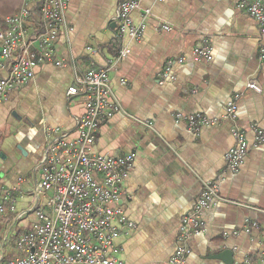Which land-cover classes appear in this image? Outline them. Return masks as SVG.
I'll return each instance as SVG.
<instances>
[{
    "label": "crops",
    "instance_id": "crops-1",
    "mask_svg": "<svg viewBox=\"0 0 264 264\" xmlns=\"http://www.w3.org/2000/svg\"><path fill=\"white\" fill-rule=\"evenodd\" d=\"M120 1L68 0L66 19L72 32L62 33L57 44L64 65L40 66L29 85L0 104V183L22 191L18 208H27L28 195L41 177L37 168L46 129L60 128L75 138L76 120L84 112L82 99L67 96L75 82L72 61L79 75L99 70L113 57L110 48L117 52L128 46L129 56L110 73L113 92L127 115L116 114L103 123L95 144L101 154L135 155L123 184L124 207L136 223L118 241L125 264H170L181 219L195 206L203 182L216 184L228 203L218 202L205 212L204 231L187 242V263L259 264L264 252V146H255L253 127L264 131L260 26L240 11V0H142L133 22L139 25L147 10L151 16L142 40L133 42L119 35L117 24L112 27ZM206 42L213 47L212 60L195 62L193 51ZM168 62H173V79L163 80ZM251 82L262 93L250 90ZM232 101L237 119L225 121ZM179 113H202L222 122L195 132L176 121ZM234 126L246 133L249 145L237 173L228 170L225 160L235 146ZM29 223L17 225L16 232ZM4 228L0 224V233ZM224 251L232 253L231 260L212 258Z\"/></svg>",
    "mask_w": 264,
    "mask_h": 264
},
{
    "label": "built area",
    "instance_id": "built-area-1",
    "mask_svg": "<svg viewBox=\"0 0 264 264\" xmlns=\"http://www.w3.org/2000/svg\"><path fill=\"white\" fill-rule=\"evenodd\" d=\"M141 1L121 0L117 9L118 33L133 42L142 40L146 19L151 16L147 10L139 25L133 22L132 14L140 8ZM67 7L68 0H22L17 13L4 19L5 28L0 29V104L11 93L29 85L40 66L64 65V60L57 57V44L62 33L72 32L67 24ZM239 9L254 19L264 34V0H240ZM161 27L172 30L169 25ZM87 50L98 53L96 49ZM212 53V45L206 42L193 51L194 61L209 62ZM129 54V47H124L104 68L80 75L72 61L75 82L67 90V96L70 100L82 99L84 104V112L76 120V136L71 138L70 133L60 128L46 129V148L37 168L41 177L28 195L26 209L18 208L22 191L0 183V224L5 225L0 233V264H125L118 241L134 231L136 223L124 207L123 184L134 166L135 155L101 154L95 151V144L103 123L116 114L127 115L113 92L110 73ZM260 61L264 63V49ZM178 63H184V59ZM172 66L173 62L165 65L163 80L173 79ZM248 88L262 93L256 82L249 83ZM237 99L239 95L235 96ZM236 119L237 105L232 101L223 120ZM176 121L186 122L195 132L222 122L202 113H179ZM138 122L152 130V125ZM253 131L255 146H264V131L258 127H253ZM232 133L235 146L225 160L228 170L237 173L248 155L249 145L242 129L234 126ZM202 186L195 206L181 219L179 244L170 264H188L187 242L204 231L205 212L218 202L228 203L220 197L216 184L203 182ZM31 215L36 220L18 234L15 230L18 222ZM259 264H264V252Z\"/></svg>",
    "mask_w": 264,
    "mask_h": 264
},
{
    "label": "trees",
    "instance_id": "trees-1",
    "mask_svg": "<svg viewBox=\"0 0 264 264\" xmlns=\"http://www.w3.org/2000/svg\"><path fill=\"white\" fill-rule=\"evenodd\" d=\"M22 0H0V29L5 28L4 19L8 16H12L20 8ZM111 53L113 54V57L116 56L120 50L116 52L115 48H110Z\"/></svg>",
    "mask_w": 264,
    "mask_h": 264
},
{
    "label": "rangeland",
    "instance_id": "rangeland-1",
    "mask_svg": "<svg viewBox=\"0 0 264 264\" xmlns=\"http://www.w3.org/2000/svg\"><path fill=\"white\" fill-rule=\"evenodd\" d=\"M21 4H22V1H21ZM21 6V5H20ZM28 180V182L30 183L31 182V180L30 179H27ZM27 182V183H28ZM23 190H24V193H28V191H26L27 190V187H25V188H23ZM36 220V217H35V215H31L30 217H24L22 220H20L19 222H18V228L19 227H23V226H26L29 222H33V221H35ZM11 248H12V246L10 245L9 247H8V249H7V253L9 254L10 253V250H11Z\"/></svg>",
    "mask_w": 264,
    "mask_h": 264
},
{
    "label": "water",
    "instance_id": "water-1",
    "mask_svg": "<svg viewBox=\"0 0 264 264\" xmlns=\"http://www.w3.org/2000/svg\"><path fill=\"white\" fill-rule=\"evenodd\" d=\"M116 22H115V24L112 26V27H114V26H116ZM232 253H230V251H224L223 253H221V254H219V255H216V256H214V257H212V258H214V259H216V260H225V259H228V260H231L232 259V255H231ZM227 263V262H226ZM230 263V262H229ZM228 263V264H229Z\"/></svg>",
    "mask_w": 264,
    "mask_h": 264
}]
</instances>
